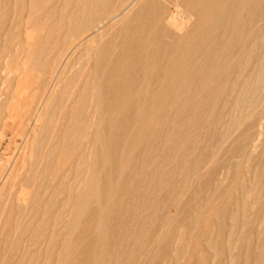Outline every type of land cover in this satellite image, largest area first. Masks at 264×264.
<instances>
[{"label":"rangeland","instance_id":"obj_1","mask_svg":"<svg viewBox=\"0 0 264 264\" xmlns=\"http://www.w3.org/2000/svg\"><path fill=\"white\" fill-rule=\"evenodd\" d=\"M0 264H264V0H0Z\"/></svg>","mask_w":264,"mask_h":264},{"label":"bare ground","instance_id":"obj_2","mask_svg":"<svg viewBox=\"0 0 264 264\" xmlns=\"http://www.w3.org/2000/svg\"><path fill=\"white\" fill-rule=\"evenodd\" d=\"M40 113V112H39ZM26 148V147H25ZM24 149V148H23ZM14 188V187H13Z\"/></svg>","mask_w":264,"mask_h":264}]
</instances>
